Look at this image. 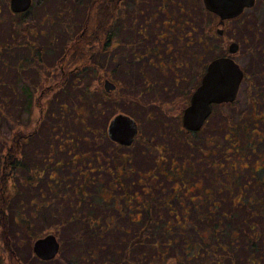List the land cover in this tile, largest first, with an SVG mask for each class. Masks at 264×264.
Masks as SVG:
<instances>
[{
  "label": "rangeland",
  "instance_id": "1",
  "mask_svg": "<svg viewBox=\"0 0 264 264\" xmlns=\"http://www.w3.org/2000/svg\"><path fill=\"white\" fill-rule=\"evenodd\" d=\"M86 8V5H79L73 0H36L31 12L25 16L12 12L10 0H0V169L4 163L6 167L2 170L7 181V188L10 190L14 187L13 189H15L8 207V235L12 240L11 247L16 255L27 264H68L70 261H73V264H101L113 258L119 259L118 264H135L137 259L136 254L131 253L128 256L131 260H124V244L128 238L136 235L140 227L138 219H141L144 214L138 208L137 198L131 197H135V192L138 194L136 197L140 200L148 196L140 188L138 174L156 166L157 152L153 151L151 145L147 143L143 145L142 141H137L129 148L123 147L116 150L108 148L112 144L100 135L111 116L117 111V106L101 103L96 94L78 97V89L74 88L67 100L71 101L75 98V101H72L75 109L69 110L67 107L68 112L63 113L60 105L65 101V97L55 95L50 106L53 115L46 114L44 124L53 123L57 136L49 137L47 134L51 131H47L30 138L24 146V161L34 165L35 162H40L48 154L49 149L52 150L51 154L54 159L67 161L71 154L68 153L66 145L59 150L56 149L62 143L58 137L71 138L72 141L69 144L74 147L73 153L83 152L85 156L70 165L64 163L58 166L54 171L55 178L48 175L47 169L42 170V177L36 184L24 183L18 176H14L13 169L9 164H6L11 158L12 141L17 138L19 128L22 125L25 127L24 123H26L24 79L27 78L32 82L39 78V75L33 70H29L24 75V65L23 69L17 72V59L23 56L24 62V50L29 48L30 42L32 44L41 43L47 49L43 56L46 66L54 63L62 54L63 38L61 39V37L67 35L64 30H70L71 33L77 32L82 24L79 21L80 14ZM57 12L61 13V21H57ZM67 13L74 17L70 20ZM218 20L219 17L216 15L205 12V41L208 40V42L204 45L203 51H200L201 59L198 62L195 60L191 62V69H201L203 64L206 68L214 55L227 53L230 43L236 41L240 45V49L235 55V59L243 66L249 80L242 84L238 105L218 107L203 133L195 138L196 145L207 152L213 151L216 145L224 143L228 124L230 125L236 120L239 124L247 122L250 125H255L252 117L250 118L251 113L257 114V112L264 111V3L258 1L253 8L225 25L219 26ZM125 24L129 26L133 23ZM128 26L124 30H115V32L117 35L121 32L132 35ZM218 28H221L223 33L217 32ZM116 33H114L113 39L117 38ZM195 48H197L196 45H194V50ZM186 50L184 48L181 52H172V58L179 56L178 58L181 60V57L184 58L188 53ZM194 53L196 57L197 52L194 51ZM97 62L103 65L107 72L113 74L116 80H121L124 91L128 95H135L133 80L138 77L134 73L126 72L120 75L121 70L117 67V60L112 62L101 56ZM116 67L118 73H116ZM170 77H174L171 72ZM185 83L186 81L172 86V91L165 98L167 103L174 99V95L180 94L185 89ZM95 87L96 85L93 84L92 88ZM130 99L131 97L126 96L118 106L121 111L133 115L140 121L142 140L155 137L172 151L174 148L172 143L166 145L165 138L161 136L166 134L163 125L170 119L158 113V116L154 118L159 121L158 127V124L153 121L154 119L145 116L138 104L131 102ZM78 105H81L79 106L81 108L77 109ZM79 109L81 112L78 111ZM236 110L239 112L236 113ZM229 115L236 116V118L233 117V121H230ZM30 116L32 124L26 128L28 133L37 128H35V124L39 117V109L34 107ZM255 120L262 134L264 121ZM167 126L166 124V128ZM158 132L161 133L158 134ZM65 140L70 141L69 139ZM178 144L181 149L185 150V154L187 150L191 151L190 161L196 169L201 170L200 180L203 185H211L212 177H216L222 188L219 209L214 214H204L206 219L199 218L193 212L188 215L189 222L196 225L198 229L209 227L215 222L220 226L217 237L221 241H236L233 243L234 248H228V246L227 249L216 248L207 256L198 254L197 258L185 264H264V208H259L261 204L257 200L261 195L260 188L251 187V184L248 185L243 179H240L238 183L229 182L228 184L227 176L229 175L222 171H214L216 176H206L212 175L213 170L204 158L222 160L219 155L220 149L217 154L203 155L200 151L193 150L183 143L181 135ZM163 153L165 154V151ZM263 153L264 140L261 139L257 142L254 152L249 153L247 158L253 163L257 157H260L259 154ZM123 154L129 156L125 164H122L120 159ZM30 158L32 159L30 160ZM69 167H74V169ZM90 167L93 171L89 173L90 179L86 182L79 170ZM122 168L133 169V171H127L125 177H119L117 170H122ZM119 175H121L120 171ZM79 183L87 184L85 188L77 189ZM245 183L246 190L243 200L248 198V195L254 197V201L249 203V206L247 205L251 212H248L245 204H239L238 198L234 200L236 204H233V199L239 190L238 184ZM153 185L156 188L152 195L155 199V206L160 207L152 212L153 215L158 213L161 221L168 219L175 221L174 213L170 212V207L161 203L166 199L165 195L170 193V182L160 175L153 181ZM101 187L107 201L100 198ZM188 202L191 206L189 200ZM171 205L178 212L183 211L179 200L172 199ZM201 208L203 211L207 210L206 204L204 203ZM220 211H225L228 217H220ZM218 216L219 221H217ZM146 218L143 215V220ZM250 224H255L261 231L257 244L258 250L253 254L248 250L247 231H249ZM236 227L238 228L236 231L240 234L234 239L232 237L234 234L231 235L230 231ZM47 230L58 231V237L62 242L60 255L51 261L39 259L33 251L35 239L45 236L44 232ZM188 230L193 239H200L196 231L191 228ZM151 250L153 255V248ZM176 251L179 254L178 245ZM154 259L156 262L160 261L157 255H154ZM254 260L255 262H253ZM162 261L167 262V258H163Z\"/></svg>",
  "mask_w": 264,
  "mask_h": 264
},
{
  "label": "flooded vegetation",
  "instance_id": "2",
  "mask_svg": "<svg viewBox=\"0 0 264 264\" xmlns=\"http://www.w3.org/2000/svg\"><path fill=\"white\" fill-rule=\"evenodd\" d=\"M35 1L36 0H32L29 9L19 13L14 12L11 9L10 0V9L14 14H24L27 16L33 9ZM73 1L79 5L84 4L87 8L82 14H80L79 21L82 22V24L79 26L77 32L71 33L70 30H64V32H67V35L61 37V39L63 38V50L61 56H59L54 63L46 66V61L44 63L42 61V59L44 60V54L47 52L45 49L46 47H44L43 55L40 57L42 62L39 63L38 60L32 56V65L29 66L28 51H30V49L27 48L24 50V58H26L24 63L27 64V66L24 67V75H26L29 70H33L39 75L37 81L30 82L29 79H24V107L28 104L29 92H31L33 110L34 107L39 109V117L37 119V128L35 129V132L43 133L46 114L53 115V112L50 111V106L54 101L53 97L55 95L58 94V96L65 97V101L60 105L63 113L68 112V110H66L67 107L69 110L75 109L72 103V101H75V98L71 101L67 100V98L71 96L72 89H78L76 83H79L81 86H89L88 88L86 87L87 90L85 89V97L96 94L100 98L101 103L117 106V111L111 116L100 136L112 144V146L108 148L114 150L123 147L129 148L137 141H142L141 143H143V145L147 143L151 145L154 152H157L155 156L156 166L153 169L138 174L140 188L144 194L148 195L145 199L150 196L153 197V190L156 189L153 185V181L160 175L164 176L163 174H160L159 171H156L158 166L166 168L167 170L171 169L180 175L177 176V178H168L164 176L167 181L170 182L171 189L170 193L165 195L167 203L165 201H161V203L168 205L170 207V212L174 213L175 221L169 223V226L174 229H181L185 233V238L178 240L182 249H184L186 253H196L191 261L197 258L198 254L207 256L208 253L219 248V238L217 237L219 230H217L216 233L205 230H213V228L219 226V224L213 222L209 227H201L198 229L196 225L189 222L188 215L195 212L199 218H203L204 214H214L219 209L220 191L222 188L220 187L219 180L216 177H212L216 176L214 171L227 173L229 175L227 176L229 179L228 184L229 182L238 183L240 179L246 180L248 185L251 184V187L260 188L261 195L259 198L264 199V153L259 154L260 157H257L253 163L247 158L249 153L254 152L257 142L261 139L264 140V132L261 134L257 127V121L255 120L258 119V121H264V111L257 112V114L251 113L250 118L252 117L255 125H250L247 122L239 124L238 121H233V117L236 118V116L232 117L229 115V120L233 121V123L230 125L228 124L227 126L224 143L216 145L213 151L207 152L201 150L195 143V138H198L203 133V130L207 127L218 107H235L238 105L242 84L249 80L246 71L244 70L245 76L237 99L233 102L213 104L212 112L205 120L203 126L198 130H190L184 125V112L189 106L192 95L200 85L206 72L204 64L201 66V69H191V62L194 60L198 62L199 59H201L200 51H203L205 45L204 0ZM258 1L263 2V0H257L256 4ZM109 10L111 11V14L107 13ZM69 13H67V17L71 20L74 16ZM60 14V12H57L56 14L58 16L57 21H61ZM234 19L226 20L223 25ZM97 21L105 22L106 25H110L111 23V25L115 27H110L108 31L104 30L102 32L90 30L92 23ZM219 21L220 18L218 20V25L220 26ZM127 22H132L133 24L128 26L125 24ZM127 26L129 27V30L132 31V35L124 34V32L117 35L115 30L121 31ZM219 29L220 28L217 29V32H219ZM87 33L88 36L84 39ZM114 33H116V39H113V35H115ZM83 40H85V53L83 55H80L79 53L76 58L77 62H75V57H71L69 52L75 48L72 47L74 43H82ZM39 44L42 45L41 43ZM194 45L197 46L195 50ZM184 48H186V51L188 52L184 58L181 57V60H179V56L172 58V52H181ZM194 51L197 52L196 57L194 56ZM228 51L229 48L225 54L230 55L235 59V55L238 52L231 55ZM101 56L112 62H116L117 60V67L121 70V73H119L120 75L128 72L132 74L134 73L138 77L133 80L135 85L134 96H130L124 91V86L121 83V80H116L113 74L107 72L103 65L98 64V58ZM117 67L116 73H118ZM145 70H148L149 72L146 73ZM170 72L174 77H170ZM107 79L113 82L116 87L113 89L106 88L105 82ZM184 81H186L185 89L182 90L180 94L174 95V99L167 103L165 98L168 93L172 91V86L182 84ZM61 83L62 86H60ZM93 84L97 85L98 88H92ZM78 92L81 93L79 89ZM126 96L131 97L130 101L138 104L142 113L148 118L154 119L158 116V113H161L170 119V121L163 125L166 134L164 133L165 135L161 136L165 138L166 145L172 143L174 147L172 151H170L167 146L165 147L163 142L156 140L155 137L142 140L140 121L133 115L124 113L119 109V102L125 99ZM78 111L81 112L80 110ZM237 112H239V110H236V113ZM118 114L128 115L134 118L138 123L139 132L135 141L131 145L121 144L110 137V123ZM153 121L157 123L159 127V121L155 119ZM166 124L168 125L167 128ZM160 133L161 132H158V134ZM31 135L32 133H28V131L26 132V128L24 127V146L29 142ZM180 135L183 143H186L193 150L200 151L203 155L217 154L220 149L219 155L222 157V160L219 158L213 160L204 158L213 170L212 175H206L212 177L211 185L204 186L200 180L201 170L199 168L196 169L191 163V151L187 150L186 155L185 150L180 148L178 144ZM70 147L72 150L74 149L73 146ZM164 151L165 154L163 153ZM124 157H127L126 159L128 161L129 156L125 154L121 155V161ZM79 159H81V157ZM89 169L91 172L93 171L91 167ZM117 171L119 177H125L127 171H133V169L127 170L126 168H122V170L118 169ZM119 171L121 172V175H119ZM152 171L155 172L153 173ZM148 172H151L152 174L144 179L142 174ZM88 179H90L89 176ZM176 180H185L187 185L183 182L181 183V188V186L177 185L175 182ZM143 188L146 190H143ZM238 188L239 190L235 197H239V202H241V198L243 197V194H245L246 183L242 185L238 184ZM134 195L135 197L132 196L131 198H137L138 203H140V198L136 197L138 194L135 192ZM247 197L250 202H253L252 199L254 197L249 195ZM236 198L233 199V202ZM172 199L179 200V203L182 205V212H178L173 208L171 205ZM188 200L192 204V209ZM204 203L207 206V210L205 211L201 208ZM139 205L140 204H138V208H140ZM245 206L248 212H251L248 208L249 205ZM259 208L263 209L264 203L263 205H260ZM220 213L226 214L225 211H220ZM8 214V208L0 210V219L2 220L4 218L9 225ZM179 214L183 215L181 216V219L183 220L177 218V215ZM206 218L207 217H204L203 219ZM219 220L218 216L217 221ZM189 228L196 231L198 238L200 239H193L188 232ZM211 233H213V236H210ZM59 241L61 243V252L62 242L60 239ZM1 243H3L2 240H0V256L5 257L2 264H13L11 257V239H8V245L5 241L3 245ZM60 252L57 257L60 255ZM36 257L38 256L36 255ZM21 264L27 263L22 260Z\"/></svg>",
  "mask_w": 264,
  "mask_h": 264
},
{
  "label": "trees",
  "instance_id": "3",
  "mask_svg": "<svg viewBox=\"0 0 264 264\" xmlns=\"http://www.w3.org/2000/svg\"><path fill=\"white\" fill-rule=\"evenodd\" d=\"M205 12L209 13L208 10L205 8ZM108 14H111V11L109 10L107 12ZM244 14V13H243ZM242 14V15H243ZM110 23V22H109ZM109 27V28H108ZM115 27L112 26L111 23L110 25H106L105 22L102 21H97V22H93L92 23V27H90V30H96V31H108L109 29ZM88 36V33L85 35V38ZM84 41L82 43H74L72 45V47L74 48L73 50H70L69 55L72 57H75V62H77V55L80 53V55H83L85 53L84 50ZM208 40L205 41V45L207 44ZM29 49L30 51H28V64L29 66L32 65V56L35 57L39 63H41L43 61V63L45 62V60L40 59V57L43 55V49L44 46L40 45V44H32L30 42L29 45ZM46 49V48H45ZM47 51V49H46ZM45 55V54H44ZM222 54H216L214 55V57L219 56ZM69 56V57H70ZM213 58V57H212ZM26 60V58H24V61ZM17 64L18 66L16 67L17 72H20L21 69H23V65L24 67L27 66L26 63L23 62V56L19 57L17 59ZM41 70V69H40ZM59 73V72H58ZM60 86H62V83L60 84ZM77 88L81 91V93H78V97L80 96H85L86 94V90L89 86L87 85H80L79 83H76ZM87 87V88H86ZM95 88H98V86L96 85ZM86 89V90H85ZM83 98V97H82ZM81 105H78V108ZM32 110H33V106H32V101H31V92H29V101L28 104L26 105V107H24V116L26 117V123L25 124V128H29L32 124V120H31V116L32 115ZM80 110V109H79ZM37 127V124H35V128ZM23 128V129H21ZM47 131H51L50 133H48L47 135L49 137H51V135H53L54 137H56L57 133L54 132V124L53 123H48L44 125L43 128V132H47ZM32 135L30 138L34 137L35 135H39V132L36 133L35 131L31 132ZM43 134V133H42ZM30 135V134H29ZM58 139L60 141H62V143H60V145L57 146L56 149H61L63 148V146L65 147V145L68 147L67 151L68 153L70 152L71 155L69 156V159L67 161H61L58 159H54L53 158V154H51L52 150H48V154H46L43 159L40 162H35L34 165H32L31 163H28L27 161H24V125H22L19 128V132L17 133V138L13 139V143L12 146L10 147V151H12L11 153V158L6 162V164L10 165V167L13 169V174L14 176H18L21 180L24 181V183L26 184H36L40 178L42 177V173L43 171H45L46 169L49 171L48 175L50 177H56V175L54 174V171L57 170V167L60 166L61 164L67 163V165H70L72 163H74L75 161H78L80 157L85 156V154L76 152L73 153L72 148L69 146L72 141L71 138H66V137H58ZM65 139H69L71 141H66ZM65 140V141H64ZM66 143V144H65ZM68 143V144H67ZM127 157H124V159L122 160L123 164H125V162H127ZM32 158H30L31 160ZM43 162V163H42ZM6 167V165L3 163L1 165V169H0V210H4L5 208L9 207L10 204V198L13 194V191L15 192V189H13L14 187H12L10 190L7 188V181L5 180V174L3 173V168ZM42 168V169H41ZM70 169H74V167H69ZM43 170V171H42ZM159 171L160 174H163L166 177H172V178H177V176H180L179 174H177L176 172H174L171 169H166L163 168L161 166L157 167V170ZM79 172L82 174V176L84 177V180L86 179V182L89 176V173L91 172V170L89 168H85L83 170H79ZM153 173L155 171H152ZM152 174L151 172L148 173H143V177L144 179L148 178L149 175ZM177 183V185L181 186V183L184 182V184H186V181H175ZM87 183H79V187H76L77 189H83L85 188V185ZM187 185V184H186ZM186 187V186H185ZM182 188V186H181ZM101 189H103L102 187L100 188V198H103L105 201H107V197H105L103 195V192L101 191ZM145 188H143L144 190ZM105 190V189H104ZM146 190V189H145ZM108 191V190H107ZM112 197V196H110ZM236 198V197H234ZM239 198V197H237ZM241 202L245 205H248L249 203H251L248 198H245V200H243V197L241 198ZM253 200V199H252ZM257 200L260 201V204L263 205L264 203V199L262 198H258ZM162 201H166V199L162 200ZM254 201V200H253ZM139 207H140V212L144 213L143 215H145L147 218L143 220V215L141 219H138V221L140 222V227L138 232L136 233V235L128 238L126 240V243L124 244L125 246V251H124V255H125V261H129L131 260V258H129L128 256L131 253L136 254L137 259L135 260V264H185L187 262H190L192 258L195 257L196 253L194 252H185L184 249H182V246H180V242H178L179 239H183L185 238V233L183 230L181 229H174L172 227L169 226V223H171L173 220L172 219H168L166 221H161L159 214H154L153 215V211L158 209V205L155 206V199L153 197H148L147 199H143L140 200L139 203ZM233 204L235 205L236 203L233 202ZM156 216V218H155ZM181 216H183L182 214L177 215V218L181 219ZM222 218H226L228 217L227 214H221ZM179 219V221H180ZM183 220V219H181ZM217 230L220 231V226H215L213 228V230L207 229L205 231H209V232H214L216 233ZM238 228H233L230 231V234L234 236H232L234 239H236L235 237L240 234L238 231ZM49 232H53L56 233L58 235V231H50L47 230L45 231V235ZM248 232V238H249V243H248V250L251 254L254 253V251L258 250L257 249V244L259 242V238L261 236V231L259 228H257L255 226V224H250L249 225V231ZM9 231H8V224L6 223V220L3 218L2 220L0 219V240L3 241V243H1L2 245L4 244V241L7 243L8 245V239H10L9 235H8ZM213 233H211L210 236H212ZM41 237V236H40ZM39 238V237H37ZM36 238V239H37ZM35 239V240H36ZM236 242L235 240L232 241H221L219 239V248L220 249H227L228 248H234L233 247V243ZM12 243V240H11ZM179 246L180 248V252L179 254H177L176 252V246ZM236 246V245H235ZM5 247V245H4ZM153 248L154 250V254L152 255L151 253V249ZM231 254V252H230ZM154 255H157L160 259L159 262H156L154 259ZM11 257H12V263L13 264H21L22 263V259H20L15 251L12 249L11 251ZM117 257V256H116ZM167 258V262L166 261H162L163 258ZM5 257H1L0 256V264H2L4 262ZM112 259V258H111ZM75 262V261H74ZM255 262V260L253 261ZM104 263H108V264H118L119 263V259L116 260V258H113L110 261H105ZM68 264H73V261H70ZM103 264V263H101Z\"/></svg>",
  "mask_w": 264,
  "mask_h": 264
},
{
  "label": "water",
  "instance_id": "4",
  "mask_svg": "<svg viewBox=\"0 0 264 264\" xmlns=\"http://www.w3.org/2000/svg\"><path fill=\"white\" fill-rule=\"evenodd\" d=\"M264 1V0H263ZM257 0H204L205 8L220 18L219 24L239 17L245 10L252 8ZM32 4V0H11L14 12H23ZM219 33H223L220 28ZM239 44L232 41L229 45L231 55L238 52ZM245 72L230 55H220L209 61L200 85L194 91L191 102L184 112V125L190 130L200 129L212 112L213 104L233 102L237 99ZM106 88L116 85L110 80ZM139 132L137 121L125 114H118L109 126L110 137L121 144L131 145ZM61 243L55 233H48L35 240L33 250L43 260H52L60 252ZM108 264V263H105Z\"/></svg>",
  "mask_w": 264,
  "mask_h": 264
}]
</instances>
